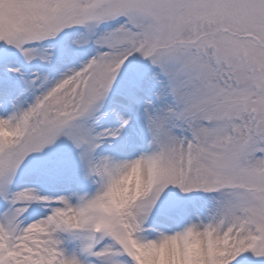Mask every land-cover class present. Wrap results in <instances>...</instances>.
I'll list each match as a JSON object with an SVG mask.
<instances>
[{
    "label": "snow or ice",
    "instance_id": "1",
    "mask_svg": "<svg viewBox=\"0 0 264 264\" xmlns=\"http://www.w3.org/2000/svg\"><path fill=\"white\" fill-rule=\"evenodd\" d=\"M0 264H264V0H0Z\"/></svg>",
    "mask_w": 264,
    "mask_h": 264
}]
</instances>
